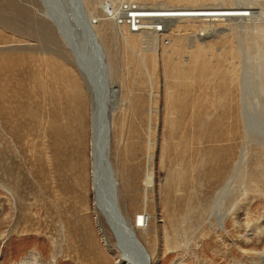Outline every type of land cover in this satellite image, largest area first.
<instances>
[{
	"label": "rangeland",
	"instance_id": "rangeland-1",
	"mask_svg": "<svg viewBox=\"0 0 264 264\" xmlns=\"http://www.w3.org/2000/svg\"><path fill=\"white\" fill-rule=\"evenodd\" d=\"M41 4L0 0V264H125L92 201L83 73ZM81 4L112 93L118 218L151 264H264V147L241 121L250 101L264 134V0ZM235 172L213 230L204 217Z\"/></svg>",
	"mask_w": 264,
	"mask_h": 264
},
{
	"label": "bare ground",
	"instance_id": "bare-ground-1",
	"mask_svg": "<svg viewBox=\"0 0 264 264\" xmlns=\"http://www.w3.org/2000/svg\"><path fill=\"white\" fill-rule=\"evenodd\" d=\"M38 1L42 3L41 5L43 6V8H45L49 19L51 20V22H53L54 26L56 27L59 35H61L64 42L68 45L67 47L69 48L72 56L74 57V61L82 70V83L85 85V88L88 89L91 104L89 121V178L92 201L94 204V209L97 213L96 215H101L99 211H101L102 213L103 211H105V213L107 212L108 216L111 217V230L112 235L117 244V251L120 255L119 259H122L120 260V262L122 261V263L125 264H151L149 256L147 255V253H145V249L138 245L139 242L137 241V237L132 231V228L127 226V224H124L125 220H123L122 218H118L119 213L115 202V191L113 188L115 179L113 177V172L110 168L109 163V139L111 131L109 97L111 98L112 93L107 77V72L104 66V56L97 44L96 37L94 36L90 28L91 23L89 20H87V16L85 15V12L83 10L81 0ZM78 13L82 16L81 18L78 17ZM128 13L130 14V16L133 15L132 11H128ZM125 15H123V17ZM123 19L125 20V18ZM137 20L140 19L137 18ZM131 24L133 25V23ZM237 53L240 59L238 65L241 70L239 79V89L242 91L245 87L248 88V85H250V59L248 52H244L241 47L239 48ZM252 81L253 79L251 78V83ZM242 94L245 93L243 92ZM243 103L244 105L242 104L241 106V121L243 125L244 142L258 143L259 145L264 147V134H262L257 129L256 125L258 124L255 123V120L252 118V104L250 101L247 100L243 101ZM251 119L253 124H251ZM254 135H260L261 140H255L253 137ZM243 156L244 153L241 156L242 158L239 159V162L236 165V172H238L239 166H241ZM151 162L152 158L150 157L148 163ZM236 172L232 177H229L227 184L223 186V188L217 193L214 200L211 202V213H206L204 217V221L208 222L209 226H211L213 230H215V226L211 225L213 218L215 219V223L216 225H218L219 230L220 228L224 230V219L226 214H216H218L217 211L219 210L220 206L226 198V195L229 191V186L234 183V176L236 175ZM0 189L5 191L7 194H11L12 196V192L5 186V184L1 180ZM231 210L233 211V209ZM115 217L118 219H116ZM114 219L115 221L113 222ZM125 240L129 243H126L124 245ZM128 244L132 245V248H134L135 253L138 255V258L136 260L130 258L134 257L135 253H129L130 248Z\"/></svg>",
	"mask_w": 264,
	"mask_h": 264
},
{
	"label": "water",
	"instance_id": "water-1",
	"mask_svg": "<svg viewBox=\"0 0 264 264\" xmlns=\"http://www.w3.org/2000/svg\"><path fill=\"white\" fill-rule=\"evenodd\" d=\"M77 15H78V17H79V18H81V17H82L81 15H79V13H78Z\"/></svg>",
	"mask_w": 264,
	"mask_h": 264
}]
</instances>
